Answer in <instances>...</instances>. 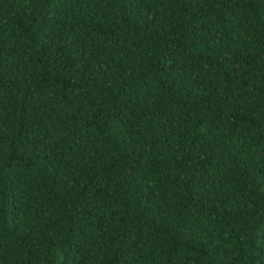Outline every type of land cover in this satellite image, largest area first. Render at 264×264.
<instances>
[{
	"label": "trees",
	"instance_id": "1",
	"mask_svg": "<svg viewBox=\"0 0 264 264\" xmlns=\"http://www.w3.org/2000/svg\"><path fill=\"white\" fill-rule=\"evenodd\" d=\"M0 264H264V0H0Z\"/></svg>",
	"mask_w": 264,
	"mask_h": 264
}]
</instances>
